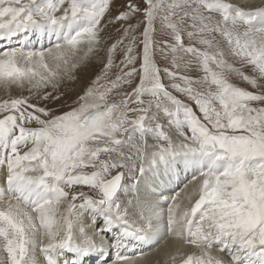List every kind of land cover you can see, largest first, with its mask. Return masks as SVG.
<instances>
[{
    "label": "snow or ice",
    "instance_id": "6c2138e0",
    "mask_svg": "<svg viewBox=\"0 0 264 264\" xmlns=\"http://www.w3.org/2000/svg\"><path fill=\"white\" fill-rule=\"evenodd\" d=\"M0 44V264H264V0H0Z\"/></svg>",
    "mask_w": 264,
    "mask_h": 264
},
{
    "label": "bare ground",
    "instance_id": "6f19581e",
    "mask_svg": "<svg viewBox=\"0 0 264 264\" xmlns=\"http://www.w3.org/2000/svg\"><path fill=\"white\" fill-rule=\"evenodd\" d=\"M13 43H15V42H13ZM1 46H5L4 44H0V47ZM13 46H15V45H13ZM166 195H169L170 193H165ZM172 238H165L164 240H162L161 242H160V244H159V246L157 247V248H155V249H152V250H150L147 246H145L144 248H143V250L145 251V252H148L149 253V258H150V260H156L157 258H159L161 261H162V259H163V255L165 254V253H171L170 251L171 250H169V244H170V242H172ZM192 249V248H191ZM139 250V249H138ZM192 250H194V249H192ZM213 252L215 253L216 252V250L215 249H213Z\"/></svg>",
    "mask_w": 264,
    "mask_h": 264
},
{
    "label": "rangeland",
    "instance_id": "374dc122",
    "mask_svg": "<svg viewBox=\"0 0 264 264\" xmlns=\"http://www.w3.org/2000/svg\"><path fill=\"white\" fill-rule=\"evenodd\" d=\"M13 45H15V43H13ZM3 46H1L0 48H2ZM79 87H80V84L79 83H77V84H71V85H68L67 86V88H68V90L69 91H72L73 89H75V90H79ZM3 95V92L2 91H0V96H2Z\"/></svg>",
    "mask_w": 264,
    "mask_h": 264
}]
</instances>
